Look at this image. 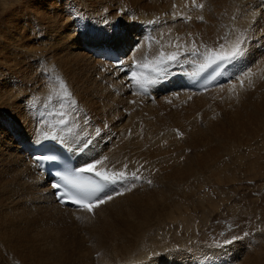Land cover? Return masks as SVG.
Listing matches in <instances>:
<instances>
[{
    "label": "bare ground",
    "instance_id": "bare-ground-1",
    "mask_svg": "<svg viewBox=\"0 0 264 264\" xmlns=\"http://www.w3.org/2000/svg\"><path fill=\"white\" fill-rule=\"evenodd\" d=\"M32 1H33V3H32L33 6H36L37 4H38V6H40L37 9H41L43 6H47L45 4L46 0H37V1L32 0ZM107 1H109V0H107ZM144 1L146 2V0H144ZM156 1L158 2L159 0H156ZM160 1H163V0H160ZM208 1H210V0H208ZM218 1H220V0H218ZM79 2H81V1H79ZM130 2L133 3L132 1H130ZM135 2H136V0H135ZM52 3H53V1H52ZM90 3L87 2L88 7L89 6L93 7L94 4L93 5H89ZM98 3H99V1H98ZM106 3H103L102 6L104 4H106ZM212 3H214L213 0H212ZM217 3H219V2L215 1L214 5L215 4L217 5ZM224 3H226V2H224ZM137 4H139V3H137ZM146 4H148V3L146 2ZM161 4H163V3H161ZM164 4H166V2H164ZM98 5L95 4V6H98ZM131 5L134 6V7L136 6V5H133V4H131ZM218 5H220V4H218ZM26 6H27V4H26ZM75 6H77V5H75ZM85 6H87V5H85ZM153 6H150V7H153ZM217 6L212 7V9L215 8L214 10L217 11V8H218ZM105 7H106V5H105ZM108 7H106V8L108 9ZM139 7L141 9L142 5H140V6L138 5V8ZM158 7H159V5H158ZM178 7L179 6H177V8ZM220 7L221 6H219V8ZM223 7H224V4H223ZM48 8L49 7L47 6V10H48ZM102 8L103 7L97 8L96 10H94L92 8L91 9L94 10V11H98V9H102ZM111 8L112 7H110V10H112ZM172 8H170V9H172ZM76 9H77V7H76ZM140 9H138V10L135 9V10H136V12L139 11V13H140ZM221 9H222V7L220 8V10L219 9L218 10L221 12ZM79 10H80V7H79ZM142 10H143V8H142ZM157 10L158 9H156L154 11L156 12ZM216 11H215V14H216ZM219 11H217V13ZM230 11H233V10H230ZM111 12L112 11H110L109 13H111ZM84 13H85V11L83 10V14ZM92 13H93V11H92ZM124 13H125V11H124ZM61 14H62V11H61ZM134 14H135L136 19H137L138 16H140V15L137 16L136 13H134ZM142 14H144V13H142ZM142 14H141V16H142ZM218 14H220V13H218ZM230 14H231V12H230ZM233 14H232V16H233ZM84 15L87 16L86 18L90 19L89 18L90 15L89 16L86 15V14H84ZM92 15H94V14H92ZM104 15L105 14H103L102 16H104ZM207 15H208V19L209 20L208 19L207 20L205 19V20L208 22V23L206 22V24H209L210 23L209 21H211L210 18H212L211 17L212 15H210L208 13V11H207ZM40 16H42L43 19L40 17L38 19L39 22H42L41 20L46 21L45 20L46 18L43 16V14L40 15ZM108 16H110V15H108ZM145 16L143 15L141 17V19L140 18H138V19H140V21L142 22V19H144ZM165 16H166V14H165ZM165 16L164 17H160V18H158L156 20V21H158L157 22L158 24L155 23V27L152 30V36L156 39V41L159 40V42L161 43V49L165 53H171V52L177 51V48L174 46L177 43H179L181 45H186L187 47H190V45H189V43L187 41L178 40L177 39L178 34H180V36H182L183 32L186 29L185 30H179L178 28L180 26H178V24L176 22H175L176 23L175 25L178 26V27H175V25H174V27H171L172 26L170 24L172 22L171 18L169 16L168 17H165ZM236 16L240 17L239 15H236ZM46 17H47V15H46ZM67 17H68V15H67ZM104 17H107V16H104ZM104 17H103V19H104ZM111 17L112 16H110V18ZM146 17H148V16H146ZM98 18L100 19L102 17H99V15H98ZM231 18L229 16V19H231ZM62 19H64V18H62ZM95 19H97V17H95ZM126 19H127V21H129L128 18H126ZM126 19H123L122 21H125ZM131 19H133V18H131ZM136 19L134 21H137ZM147 19H149V18H147ZM242 19L243 18L240 17L241 21H242ZM14 20L15 19H13L12 22H15ZM183 20H186V19L182 18L181 21L179 19L180 22H182ZM196 20L197 19H192L191 20V22L194 24V26H193V28H191V29L189 28V30L186 31V32H189L190 34L192 33L191 35H194V36H196L195 35L196 31L197 32L198 31H203V30H201L202 27H200L203 23H201V25L199 26L200 28H199L198 25L200 23L198 24L196 22ZM97 21H99V20H97ZM108 21H109V18H108ZM119 21H121V20H119ZM127 21H126V23H127ZM212 21L216 22L215 19H212ZM241 21H239V23ZM180 22H179V24H180ZM228 22H229V20H228ZM237 22H236V24H239ZM117 23H115V24L118 25ZM124 23L125 22L122 23L123 26L126 25V23L125 24ZM49 24H51V20L49 21ZM120 24L118 25V27L120 26ZM142 24H145V23H142ZM168 24H170V25H168ZM217 24H219V23L218 22L215 23V25H217ZM40 25H41V23H40ZM108 25H110V24L108 23ZM215 25H213V27ZM54 26L57 27L56 24ZM190 26H191V24H190ZM107 27H104V28H107ZM110 27H112V26H110ZM196 28H197V30H196ZM210 28L211 27L208 28V30H210V31L207 30L208 33L206 31V33H207L206 37H205V31L202 34H200V36L205 37L206 41H208V42H212V41H214L216 39V35L215 34L219 30L217 28H213V29L212 28L210 29ZM46 29H49V28H46ZM57 29L55 31H58ZM97 29H99V28H97ZM113 29L114 28L112 27V28H109L107 30L105 29L106 31H104L102 33L96 32L97 34L94 35V37H92V38L86 37V39L83 40V41L82 40L80 41L79 39H77L78 37L76 39L74 38V40L72 41L71 38H70V33H68V34L67 33H60V36L58 35L59 38H58V43L57 44H59L61 46L60 47L57 46L58 47L57 49L53 48L54 46L53 47L50 46V47H52L51 50L55 49L56 51H59L57 53H58V58L60 60V63H59L60 64V69L64 73V76H65V79H66V82L68 83V85H72V89L74 90L73 93L75 92L77 94V98H75L77 100V102H76L77 105L79 103L80 106H82L84 108V112H85V114L82 115L83 110L81 108L80 112H79V113H81V110H82L81 118H78L79 121L78 120L77 121H73V119L75 118L74 114H76V113L72 114L71 111H68L69 109L66 108L67 109L66 112L67 113L68 112L71 113V114L68 113V115H70L71 117H74L70 121L68 119L70 117L67 116V120H69V121H68V124L66 125V128L70 129V131H66V130L62 131L61 128L59 126H57V122H53V120H52V122L50 121L48 123V125L44 129H42L40 131H37V133H36L35 132V124L33 123L32 120H30L31 118L28 120V118H25L24 116L22 117V115H20V116L15 117V118H13L11 116V119L9 120V119H6V117H8V114H7V116H6V114L5 115L2 114V113L0 114V244H1V246H0V249H1L0 258H2V255H1L2 250H4L5 253H6V250H7V251H9V253L7 252V254L11 253L12 257L14 256V260H16L19 264H26V261L27 260L29 261V259L26 260V258H24L25 256L21 257V256L17 255L14 252L13 248H12V250H10L8 241L12 238V239H15V240H13V242L14 241L16 242L18 240H19V242L22 241L21 243L27 242V240L29 238H31L33 235H35V234L36 235L37 234H43V235L45 234L44 237L47 238V239L49 238L48 239L49 241L48 242L46 241L47 243L45 242V244H47V246H48L49 242L50 243H54V245L52 244V246H56L55 248L58 249L57 246L59 244L62 247L61 243H62L63 240L60 241L61 243H59V244L55 243L56 240L53 241V238H51V236L49 237V235L52 234V235H55L56 238H60L61 239V237L63 235V232L61 230H56L54 228V226L57 225L58 223H60L59 221L64 220V218L65 219H74L76 217L90 216V214H92V213H88V212H84V211H76L73 208H62V207L58 206L55 203V201L53 199V192H52V189L50 188L49 181L47 180L45 175H42V174H40L38 172V170L35 167V162L30 158L31 150L37 144H39L40 141L47 140V139L48 140H53V141H55L57 143H62L65 146H67L75 155H77V158L79 160L80 165H83V164H85V163H87V162H89L92 159L97 158V157H107V160L105 161L104 165L103 166H98V170L103 171L104 169H107L108 172H112L113 170L125 171L124 166L127 165V172L129 174L135 172L137 175H139L141 177V179L139 181H136L134 183V186L131 187L130 191H124L120 195H115L114 194V198L112 200L107 201L106 203L100 205L99 207L94 208L92 217H94L93 219H94L95 224H96V226L95 225L94 226H95V229H97L96 231L94 230L95 233L97 232L96 233L97 236L95 235L96 238H98L97 239L98 240L97 244H99V246H97V247L100 249V251L103 250L106 253H108L107 254V255H109V256H107L108 258L112 254H114V255H117L118 257H120V259L123 260V262L125 264L134 263V259L131 260V257L137 258L138 256L135 257V255H137V254L140 255L143 252L141 250V245H140L141 241H143L146 237H149L150 239H151V237H154L156 235V231L159 230V228H158L159 226H167V227L170 228V226H174L175 225V226H179V227L183 228V227H188L189 223H191V224L193 223V221L189 222L190 221V216H191V215L189 216V211L191 209L190 208L191 206L189 207L190 195H189L187 182H189L188 179H189L190 175L192 176V174H193L192 172H194V174L198 173V175L200 174L199 176H202L203 170H204V168H205V166L207 164L205 163L206 162L205 161L206 160V156L205 155H204L205 157L201 156L199 158H198L199 155H197V157L193 155V157L191 159H189L190 157L188 156V152H190V151H188V149L190 148L189 146H191L194 142L191 141L192 142L191 145H189V143H188L189 134H188V131H187V118H186L185 115H181L180 112L183 111L184 109H186V107L189 108V109L194 110V112H195V110H197L198 108H201V106H204V100H205L204 98L205 97L202 96V93L195 92V91L186 92V93H179V92H177V90H176L177 88L173 84H171V87L168 86V88H169L168 91H162L160 88H159L160 90H156L155 88L158 85L156 87L154 86L155 88L153 87V89H155L156 91L152 92L151 93L152 95L149 94L150 98H149V96L146 97V95H144V93L142 91H140V89L133 87L128 82L127 77L125 75V72L120 70V66H117L116 64H114V62H111V61H107V60L104 61V60L100 59L97 56V52L99 50H105V51H108V52L115 51L119 55L122 56L123 67H125V68H127V66L130 65L133 62V59H135V61H141V62L144 61V59H143V57H144L143 50L144 49L142 47L140 37L138 38V35H137L138 34V31H137L138 29L136 28V26L134 24H132V22H131V24L127 25L126 27L124 26V27L120 28L119 30H115L114 29L115 30L114 31ZM180 29H181V27H180ZM222 29H224V28H222ZM222 29L220 28L221 31H222ZM53 31H54V29H53ZM71 31H73V30H71ZM97 31H99V30H97ZM198 33H200V32H198ZM221 34H222V32H221ZM256 34H258V36L263 35V33L262 34L256 33ZM254 35L255 34H253L252 37H254ZM49 38H50V36H49ZM51 38H52V36H51ZM217 38H218V36H217ZM259 38H261V37H259ZM21 39H23V38H21ZM46 39H47V37H46ZM202 39L203 38L201 37V40ZM232 39H235V38L232 37ZM261 39H264V37L261 38ZM188 40H189V38H188ZM189 41H191V40H189ZM203 41H205V40H203ZM236 41H234V42L230 41V43L228 42V45L226 44L227 46H225V47L230 49L232 46L235 45ZM259 41H261V40H259ZM23 43H25V42L23 41ZM48 43H52V41H50ZM262 43H264V42H261V44ZM46 44H47V41H46ZM137 44H139V47L135 51H131ZM13 45H11V46H13ZM18 45H19V42H18ZM212 45H213V43H212ZM17 46H15V47H17ZM22 46H23V44H22ZM42 46H44V44ZM151 46H152V44H151ZM9 48H11V47H9ZM263 48H264V46H263ZM46 49H48V48H46ZM2 50H3V48H2ZM7 50H8V48H7ZM247 50H248V48H247ZM5 51H6V48H5ZM20 51H18V52H20ZM254 51H256V50H254ZM3 52H4V50H3ZM130 52H131V54L129 55ZM246 52H248V54H249V51H246ZM257 52H258V50L256 51V53ZM1 54H3V53H0V55ZM26 54H23V56L26 55ZM51 55H53V53ZM2 56H4V55H2ZM28 56L29 55L27 54V57ZM9 57H10V55H9ZM54 57H55V55H54ZM125 57H127V58H125ZM12 58H14V57H12ZM12 58H11V61H12ZM251 58H252V56H251ZM0 59H2V58H0ZM3 59H6V58H3ZM21 59H24V57L21 58ZM188 59L189 58L185 59L184 57H182L181 58L182 64L189 62ZM51 60H53V59H51ZM147 60H149V59H147ZM25 61L26 60H24V62ZM48 61H50V59ZM190 61H194V60H190ZM14 62H16V61H14ZM14 62H12V63L14 64ZM29 63H31V62H29ZM34 63H32V64H34ZM199 63H200V61L195 66V68L190 70L189 73H186L185 76H183V77H181V79H179V81H180V83H182V85H183V83L187 84L188 82H190L195 77V75L197 73V70H198ZM243 63H244L243 62V54H242V56L240 58H238V59H236V60H234L232 62H229L228 67H226L222 71L223 72L222 75L225 76V77L227 75V77L229 79V82L220 84L222 86H220V85L213 86L209 93H214V95H215L216 92H218V91L221 92V89H223V88L225 89V87H227L229 85L234 87V88L233 87H231V88H233V89L236 88L235 90H239L238 88L239 87L241 88V86H238V84L240 83L242 78L245 77V75H247V73H243V72H241L239 74V71H240L241 67H243ZM260 64L262 65V62ZM0 65L4 66L2 63ZM34 65H36V64H34ZM2 66H0V67H2ZM8 66H6V67H8ZM21 67H22V65H21ZM32 67H33V65H32ZM35 67H33V68H35ZM251 67H253V65ZM33 68H31V69H33ZM16 69H18V68H16ZM35 69H37V68H35ZM251 69H254V68H250L249 71H251ZM28 70H27V72H28ZM260 70L261 69H257L258 72L256 70L255 71L258 74V73H260ZM2 71L5 72L4 69ZM29 71H31V70H29ZM244 71H246V70H244ZM20 73H24V72H20ZM1 74H3V73H1ZM6 75H8V74L6 73ZM12 75H13L12 77H16V76H14V74H12ZM20 75H24V74H20ZM35 75H37V74H35ZM61 75H62V73H61ZM241 75H244V76L241 78ZM249 75L252 78V75L248 74V76ZM10 76H11V74H10ZM10 76H9V79H10ZM254 76H258V75H254L253 74V78H254ZM20 77L18 79H21ZM23 77H26V76H23ZM7 78H8V76H7ZM33 78H34V75H33ZM230 78L233 81H231ZM9 79H8V81H9ZM16 79H17V77H16ZM16 79H15V81H16ZM18 79H17V81H18ZM23 79H25L27 81V77L23 78ZM28 79H30V77ZM31 80H32V78H31ZM20 81L22 82L23 80H20ZM26 81H23V82L26 83ZM34 81L35 80H33V83H34ZM254 81H257V78ZM260 81L261 80H259L258 83H260ZM29 82H31V81H29ZM252 82H253V80H252ZM6 83L7 82L5 81V84ZM22 83H20L19 86H22L21 85ZM33 83H30V84H33ZM254 83H256V85L258 84L257 82H254ZM261 83H264V82L261 81ZM0 84H2V82ZM154 85H156V83ZM164 85L165 84H163L162 86H164ZM244 85H246V88H247L246 82H245ZM10 86L13 87L14 84H13V86L9 85V87ZM26 86H27V84H26ZM237 86H238V88H237ZM254 86H253V88H254ZM258 86H259V84H258ZM1 87H2V85L0 86V88ZM27 87H29V86H27ZM33 87H34V85H33ZM35 87H37V86H35ZM42 87H44V86H42ZM5 88L7 90L8 87L5 86ZM18 88L19 87H17L16 89H18ZM48 88H50V87H48ZM147 88H148V91H149L150 88L149 87H147ZM251 88H252V86H251ZM258 88H259V90L256 89V90H258V94H257V97H256L255 100H257V98H259L258 100H261L262 102L259 103L260 106L258 104L252 105L251 103H249V104L252 105V106L250 105L251 107H249V108H251V112H250V109L247 108V110H249V112L247 111V113H246L247 116H245V117L247 118V120H245V121L250 123V124L252 123L255 126V128H256L255 129L256 132L253 131L254 133H252L253 134L252 137L253 138H261V140L264 141V135H263L264 133L262 132L264 130V113H263V109H264L263 108V106H264V89H262V87L260 88V86ZM3 89L1 88V90H3ZM22 89L24 90V87ZM45 89H43V90H45ZM55 89L56 88H53V90H51V91L57 92V91H55ZM10 90L11 89H9V91ZM27 90H29V94H30V92H32L31 89H29V88ZM35 90H38V89H35ZM56 90H59V89H56ZM15 91L17 92V90H15ZM38 91H40V90H38ZM51 91H49V92H51ZM6 92H8V91H6ZM11 92H12V90L10 91V93ZM13 92H14V89H13ZM18 92H19V89H18ZM47 92H48V89H46L45 98L47 100H50V101L54 100L53 96H55V95L53 93H50V94L47 95ZM60 92L61 91L59 90V93ZM226 92H223V93H226ZM228 92H230V91H228ZM33 93H37V92L34 91ZM33 93H31V94H33ZM12 94L13 93H11V95ZM22 94H23V92H22ZM220 94H217V96L220 97ZM14 95H16V94L14 93ZM23 95H26V93L23 94ZM209 95L212 96V94H209ZM228 95L229 94H227V97H225V98L228 99ZM22 96L20 95L21 98H22ZM37 96H38V94H37ZM6 97H7V95H5L2 92H0V99L6 98ZM20 97H18V98H20ZM27 97L28 96H26V99H27ZM189 97H191V99H190L191 101L187 102V99ZM241 97H243V95H241ZM14 98H15V96H14ZM162 98H168L169 100L168 101H163ZM6 99H8V98H6ZM70 99H71V97H70ZM171 99H173V101ZM242 99H240V101L243 102L245 99L244 100H242ZM20 100H23V102H24V99H20ZM43 100H42V102H43ZM68 100H69V98H68ZM258 100H257V102H260ZM35 101H37V100H35ZM27 102H29V101H27ZM246 102L248 103V101H246ZM59 103H57V104H59ZM209 103H210V101H209ZM38 104H36V109H37V105ZM62 104L63 103H61V108H62ZM32 105H33V103H32ZM32 105L30 107L33 108L34 105L33 106ZM41 105L42 104L40 103L39 106H41ZM54 105H55V103H54ZM208 105H206V107ZM14 106H19V103H18V105L16 104ZM47 106H46V108H47ZM66 106H64V107H66ZM2 107H7V106L4 105L3 103L2 104L0 103V111H1ZM20 107H21V103H20ZM20 107L18 108V110L20 109ZM24 107H23V109L26 108V107L25 108ZM77 107H76V109L78 110ZM53 108H55V107L53 106ZM6 109H8V108H6ZM23 109H21V110L23 111ZM43 109H44V107H43ZM43 109H40V111L42 112ZM57 109L60 110V108H57ZM33 110H31V111H33ZM35 110H34V113L37 114L38 112L36 113ZM63 110L65 111V108H63ZM52 111H53V109H52ZM24 112H26V110ZM43 112H44V114H43V117H44V115H46L48 113V111L46 110V114H45V111H43ZM72 112H74V111H72ZM162 112L165 115V117L162 115ZM13 113H15V112H13ZM196 113L198 114V112H196ZM202 113H200V115ZM35 114H34V117H36ZM241 114H239V113L236 114V119L238 121H240V118L243 117ZM29 115H31V114H29ZM32 115H33V113H32ZM72 115H74V116H72ZM4 116H6V117H4ZM41 116H42V114H41ZM52 116H53V114H52ZM192 116L194 117V115H192ZM34 117H33V119H34ZM77 117L78 116H76V119H77ZM193 117H192V119H193L192 122H195L194 124H196L195 120L198 118V116H196V119L193 118ZM8 118H10V117H8ZM12 118H13V123H10ZM41 119H42V117H41ZM192 119H190V120H192ZM43 120H44V118H43ZM46 120L48 121V118ZM225 120L223 122H225ZM242 121H244V120L242 119ZM37 122H39V121H37ZM37 122H36V124H37L36 126L38 128L39 127L41 128V126H38L39 123H37ZM44 122H45V120H44ZM226 122H228V120ZM197 123H198V121H197ZM210 123H212V122H210ZM245 123L243 124V122H242V123H239L238 125H236V124L235 125L238 126L237 128H242L243 129V128H245V125H246ZM201 125L202 124H200V127H201ZM206 125H204V126H206ZM226 125H227V123H226ZM42 126H45V125H42ZM197 126H199V125L197 124ZM204 126H203V128H204ZM200 127L196 128V126H195L194 128H196V129H194V130H196L197 133L194 132V130L192 132L196 133L195 136H197L198 138L200 137L198 139V142L202 143V144H207L208 142L210 143L211 138H213V141H215L214 139L218 138V136L225 130V129H223L224 127L222 128V126H221V128H217L216 129L214 136L211 137V135H210V137H202V132L203 131H202V129L199 130ZM189 129H190V127H189ZM208 129H206V130H208ZM253 129H254V127H253ZM37 130H39V129H37ZM198 130H199V132H198ZM236 131H238V130H236ZM241 131H243V130H241ZM244 131H246V129ZM53 133H55V137H56L55 139L52 138ZM178 133H179V135H178ZM250 133H251V131H250ZM232 134H233L232 132L226 134L227 135L226 138L229 139V142H230V138H232L231 137ZM234 137H235V135H234ZM224 138H225V136H224ZM255 141H257V140H255ZM258 142H257V144H259ZM211 144H212V142H211ZM229 146H230V144H229ZM215 147H216V144H215ZM197 148L198 147H196V149ZM191 149H192V146H191ZM201 149L203 150V148H201ZM217 152H219L218 149H215L214 151H212L210 153L211 154L210 156H213V158L215 157V159H218ZM220 152H222V151H220ZM252 165H251V169H254V167L252 168ZM214 166H216V165H214ZM207 170H208V168H207ZM213 170L215 171V169H213ZM213 170L211 172H213ZM208 172H210V169H209ZM205 173H207V172H205ZM205 173L203 175H205ZM212 174L215 175L216 173L213 172ZM212 174H209V175H212ZM144 179H146V182L142 183L141 180H144ZM192 184H194V183H192ZM189 185H191V184H189ZM112 187L116 191H120V186L119 185H115V186H112ZM192 189H193V187H192ZM202 199H203V197H202ZM198 200H199V198H198ZM198 200H196V203H198V202L200 203L201 202V200L200 201H198ZM192 201H193V199H192ZM190 204H192V203H190ZM200 204H202V202ZM192 207H194V209H197V207H195L194 203H193ZM202 211L203 210H201V212ZM191 220H192V217H191ZM90 233H87V234L90 235ZM95 233H92L91 236L94 235ZM47 234H49L48 237H47ZM89 235H87V236H89ZM80 236H82V235H80ZM91 236H90V239H91ZM95 236H93V237H95ZM34 238H39V237L38 236L37 237L34 236ZM50 238L52 239L53 242L51 241ZM64 238H66V237H64ZM80 238H82V237H80ZM149 238H148V241H150ZM62 239H63V237H62ZM39 240L41 241V238H39L38 241ZM86 240H88V239H86ZM86 240H84L82 238L81 243L84 245V247L83 248L81 247L83 245H81L79 247L77 246L78 251H76V252H78V255H81L82 253L86 254V252H88V257L87 258H90L91 249H90V247L88 245V241H86ZM33 241L36 242V243H34L35 245L38 244L37 239H36V241H35V239ZM44 241L45 240H43V242ZM66 241H67V239L65 240V242ZM93 241H95V240H93ZM261 241H262V239H261ZM28 242H29V240H28ZM30 242H32V241H30ZM57 242H59V240H57ZM65 242H63V244ZM27 243H26V245H27ZM17 244H18V242L15 243V246ZM32 244H33V242H32ZM40 244L42 245L43 243L40 242ZM67 244H68V242H67ZM41 245H40V247H43ZM95 245L96 244H94V247H95ZM10 246L12 247V245H10ZM21 246H23V244H20L19 247H21ZM38 246H35L36 250H38ZM48 247H51V246L49 245ZM48 247H47V250L49 252H51V250H49ZM31 248L33 249V247H31ZM101 248H102V250H101ZM26 249H27V247H26ZM50 249L54 250V247L53 248L51 247ZM99 249H97V250H99ZM23 250H24V248H23ZM97 250H95V251L97 252ZM238 251H240V250H238ZM258 251H259V253H258V255H259L260 252H262V251H260V250H258ZM25 252H23V253H25ZM60 252H62V251H60ZM180 252H179V254L177 253L178 255L174 254V257L176 259H173L174 261H172L170 263L168 262L167 264H184L185 261L181 259V258H183L184 255H183L182 252L181 253ZM242 252L244 253V251H242ZM102 253L103 252H101L100 254H102ZM134 253H135V255H134ZM19 254H22V253H19ZM27 254L28 253L26 252L25 255H27ZM84 254H83V256H84ZM220 254H222V253L220 252ZM46 255H48V254H46ZM239 255H241V252L239 253ZM246 255L248 256V253ZM5 256H7V255H5ZM29 256L30 255L28 254V256H26V257L28 258ZM57 256L62 257L61 255H57ZM102 256L105 257V255H102ZM213 256L216 257L217 254L213 253ZM54 257L52 259H50V260H53ZM68 257L69 256H67V258ZM101 257H100V259H101ZM107 257H105V258H107ZM257 257H259V256H257ZM4 258H3V260H4ZM50 258H51V256H50ZM72 258H74V257H72ZM108 258H107V260H108ZM114 258H116V257H114ZM252 258H254V261H255L256 264H264V261L262 260V256L259 257L262 260L260 262L258 261L259 258L257 259L256 257H251V259H250V257H249L247 262H245V264L246 263L247 264L252 263L251 262ZM110 259H112V258L110 257ZM156 259L155 260L157 262L155 264H165L164 263L165 260H166L165 258L160 257V258H156ZM178 259H180L181 261H178ZM241 259H242V257L240 258V260ZM244 259H246L245 256H244ZM244 259H242V260H244ZM5 260H7V259H5ZM40 260H42V259H40ZM43 260H46V259H43ZM61 260L64 261V258H62ZM155 260H153V261H155ZM237 260H239V259L237 258ZM72 261H73V259H72ZM232 261H234V260H232ZM32 262L35 263V261H32ZM45 262H44V264H46ZM75 262L76 261H74V263L73 262L72 263L75 264ZM108 262H109V260H108ZM108 262H106L105 260L101 259L99 264H108ZM111 262H113V260ZM191 262H192V260H191ZM13 263H14V261H13ZM40 263H42V261ZM51 263L52 262L50 261L47 264H51ZM233 263H235V262H233ZM242 263H243V261H242ZM5 264H7V263L5 262ZM31 264H33V263H31ZM35 264H38L37 261H36ZM60 264H62V263L60 262ZM78 264H79V262H78ZM113 264H114V262H113Z\"/></svg>",
    "mask_w": 264,
    "mask_h": 264
},
{
    "label": "rangeland",
    "instance_id": "rangeland-1",
    "mask_svg": "<svg viewBox=\"0 0 264 264\" xmlns=\"http://www.w3.org/2000/svg\"><path fill=\"white\" fill-rule=\"evenodd\" d=\"M34 1H37V0H34ZM52 1H53V3H52ZM79 1H81V2H79ZM98 1H99V3H98ZM130 1H132L133 3H131ZM213 1H214V3H215V1L219 2V3H217V5L218 4H220V5H218V6L216 4L214 5V3H212V0H210V1H208V0H199V1L195 0V3L197 5H203V7L200 9V11L198 13H192V11L189 10V5L190 4H189L188 0H170V1L169 0H163V1L159 0L158 2L156 0H151V1L150 0H146V2L148 4H146V2L144 0H141V1L140 0H136V2L139 3V4H137L135 2V0H109V1H107V0H46L45 4L49 7L48 10H47V6H43L41 9H37L40 6H38V4L36 6H33V4H32L33 1L32 0L31 1L30 0H0V51L2 50V48L4 50V52H3V50L0 52V53H3V54L0 55L1 56L0 58H2V59L6 58V59H3V60L0 59V61H1L0 64L2 63L5 67L8 66V65L10 66V67L8 66V67L5 68L4 66L0 65V66H2V67H0V81L2 80L1 81L2 84H0V86L2 85L1 88L2 89L4 88L3 89L4 91L1 90V88H0V92H2L3 94L7 95L6 98H8V99L2 98L3 100L0 99V103L1 104L3 103L4 105L7 106V107H2L3 109L1 108L0 114L1 113L4 114V115L6 114V116L8 114V117H10V118H8L6 116H4V117H6V119H9V120L11 119V116L13 118H15V117H18L20 115H22V117L24 116L25 118H28V120L31 118L30 120H32L33 123L35 124V132L36 133H37V131H40V130L44 129L48 125V123L50 121L52 122V120H53V122H57L59 117L57 115H54V114L59 112V111H61V110H63V108H65V112L67 111V109H69L68 111H71L72 114L76 113V114H74L75 116L72 115L75 118L71 117L70 115H68V117H70V118H68L70 121L73 118H74L73 121H77V120L79 121L78 118H81V116L83 114H85L84 108L82 106H80L79 103H78V105L76 103L77 100L75 98H77V94L75 92L73 93L74 90L72 89V85H68V83L66 82L64 73L60 69V64H59L60 60L58 58V53H57L59 51H56L55 49L51 50L53 46H54L53 48H56V49L61 46V45L57 44L58 43V38L60 36V33H67V34L70 33V38H71L72 41L74 40V38L76 39L77 37H78L77 39H79L80 41L81 40L83 41V40L86 39V37H89V38L94 37V35L97 34L96 32L102 33V32H104L107 29L112 28V27L115 30H119L120 28H122L124 26L126 27L127 25L131 24V22H132V24H134L136 26L137 29L139 28V26H141V27H144V26L150 27L151 30L148 32L150 39H149V42L147 44H146V39L142 40V38H145V37H141V35L139 33L137 34L138 38L140 37L141 44H142V47L144 49V50L142 49L143 52H144V57H143L144 60L145 59H149V60L153 59L162 50L161 49V43L159 42V40L156 41V39L152 36V30L155 27V23H152V22L156 21L160 17H164L165 14H166L165 17L169 16L171 18V20H172V22L170 23L172 25L171 27H174V25L177 23L178 26L181 27V29H180V27L178 28L179 30H185L186 29L183 32V35L180 36V39L183 36L185 37V38L183 37L184 40L185 39L188 40V38H189V40H191L190 41L191 45H193V44L196 45L197 41H198V38H199L200 41L203 43V45L209 46L212 49H216L221 43L224 44L225 46H227L228 42L230 43V41L234 42V41H236L238 39H242L243 40V49H244L243 62L244 63H243V67H241V69L239 71V74L241 72H243V73H247V75H245V77H243L244 75H241V78L242 77L244 78V79L242 78V80L238 84V86H241V88L240 87L238 88V86H237V88L239 90H235L236 88L233 89L234 87L229 85L231 83L230 82L228 84L229 86L225 87V89L224 88L221 89V92L220 91L216 92L217 94H220V93L222 94V95L220 94V97L217 96L216 93H215V95H214V93L202 94V96L205 97L204 98L205 99L204 100V106H201V108H198L197 110H195V112H194V110L189 109L187 107H186V109H184L183 111L180 112L181 115H185L186 118H187V131H188V134H189L188 143H189V145H191V143H192L191 141L194 142L191 145L192 149H191V146L188 145L190 147V148L188 147L190 149V150L188 149V151H190V152H188V156L190 157L189 159H191L193 157V155L196 156V157H197V155H199L198 158L205 155L206 156V160H205L206 162L205 163L207 164L205 166L204 170H203V174L205 172H207V173H205V175L202 174V176H199L200 174L198 175V173L194 174V172H192L193 174H192V176L190 175V177H189L190 180L188 179L189 182H187L189 195H190V203H192V204L189 203V207L191 206L190 207L191 209L189 208L190 209L189 216L191 215L189 222L193 221V223L192 224L189 223L188 227H183V228L179 227V226H175V225L174 226H170V228L167 227V226H159L158 227L159 230L156 231V235H155L156 237L155 236L151 237V239L149 237H146L143 241H141L140 245H141V250L143 252L140 254L141 256L139 254L135 255V253H134L135 257H137V256L138 257L140 256V257L139 258L138 257L137 258L131 257V260L134 259V263H130V264H143V263L144 264H153V263L155 264L157 262L156 258H160V257L165 258L166 260H165L164 263L167 264L168 262L170 263V262L174 261L173 259H176L174 257V254L178 255L180 251L184 255L183 258H181L182 260L185 261L184 264H235V263L236 264H245V262H247L249 257H250V259H251V257H256L258 259L261 256H262V260L264 261V251H263L264 250V242H263L264 241V143H263L264 141H262L261 138H253L252 137V135H253L252 133L256 132V130H255L256 128H255V126L252 123H251L252 124L251 125L250 123L245 121V120H247V118L245 117V116H247L246 113H247V111L249 112V110H247V108L251 107L252 105H256V104L259 105V103L262 102L261 100H258L259 98H257V100L260 101V102H257V100H255V99H256L257 94H258V90H259L258 87L260 86V88L262 87V89H264V85H263L264 83H261V81L264 82V48H263L264 43L261 44V42H264V39H261V38L264 37V18H263L264 17V0H222V1L221 0L220 1L213 0ZM87 2L88 3H90V2L92 3V4L90 3L89 5H93L94 4L93 7H90V6L88 7ZM164 2H166V4H164ZM224 2H226V3H224ZM103 3H106V4H104L102 6ZM130 3L133 4V5H136L135 6L136 8L134 6H132ZM161 3H163V4H161ZM222 3L224 4V7H223ZM26 4H27V6H26ZM95 4L98 5L99 7L95 6ZM75 5H77V6H75ZM85 5H87V6H85ZM105 5H106V7H108L109 5L110 6L107 9L105 7ZM138 5L139 6L142 5L141 9H140V7L138 8ZM158 5H159V7H158ZM176 5L179 6V7L177 8ZM150 6H153V7H150ZM214 6L218 7V8L216 7L217 11H219L220 8L222 7L221 12L220 11L218 12L220 14H218L217 11L214 10L215 8L212 9V7H214ZM219 6H221V7L219 8ZM76 7H77V9H76ZM79 7H80V10H79ZM101 7H103V8L102 9H98V11H94L97 8H101ZM110 7H112L111 8L112 10H110ZM169 7L170 8L173 7V8L170 9ZM91 8L94 9V10H92ZM142 8H143L144 11L142 10ZM135 9L136 10L140 9V13L141 12L144 13V14L141 13L142 16L146 15L148 17L145 16V18L142 19V22H141L140 19H141L142 16L139 13V11L136 12ZM156 9H158L157 10L158 12L154 11ZM60 10L62 11V14H61ZM83 10L85 11L84 14H86L88 16L89 15L91 16V17L89 16L90 19L86 18L87 16H85L83 14ZM88 10L89 11L91 10V11L89 12ZM230 10H233V11H230ZM92 11H93V13H92ZM110 11H112L113 13L112 12L109 13ZM124 11H125V13H124ZM207 11H208V13L210 15H212L211 16L212 18H210L211 21H209L210 22L209 24H206V22H207L206 20L208 19ZM215 11H216V14H215ZM230 12H231V14H230ZM134 13H136L137 16L138 15H140V16H138L137 19H136ZM42 14L46 18L45 19L46 21L41 20L42 22H39L38 19L40 17L42 18V16H40ZM92 14H94V15H92ZM103 14H105L104 16H107V17L102 16ZM232 14H233V16H232ZM46 15H47V17H46ZM67 15H68V17H67ZM98 15H99V17H102V18L99 19ZM108 15H110L112 17L110 18V16H108ZM236 15H239L241 18H243L242 21L240 20V17H237ZM188 16L191 17L189 19L190 23L187 20V22L181 24L182 22H180V21L182 20V18L183 19L184 18L188 19ZM229 16H230V18L231 17L232 18L229 19ZM95 17H97V19H95ZM103 17H104V19H107V22L110 25H108V23H104L105 20L103 19ZM174 17H176V18H174ZM62 18H64V19H62ZM108 18H109V21H108ZM126 18H128L129 21H127ZM131 18H133V19L135 18L138 22L134 21L135 19L133 20ZM138 18H140V19H138ZM147 18H149V19H147ZM13 19H15L14 20L15 22H12ZM123 19H126V20L122 21ZM179 19H180V21H179ZM192 19H197L196 22L198 24L200 23L198 25V27L201 25V23H203L200 26V27L203 28V29L201 28V30H203V31H198L200 33H198L196 31L195 32L196 36L191 35L192 33L190 34L189 32H186L187 30H189V28L191 29L194 26V24L191 22ZM212 19H215L216 22L212 21ZM50 20H51V24H49ZM97 20H99V21H97ZM119 20H121V21H119ZM228 20H229V22H228ZM126 21H127V23H126ZM239 21H241V22L239 23ZM123 22H125L126 25L123 26V24H122ZM179 22H180V24H179ZM217 22L219 23V24H217L218 26L215 25V23H217ZM236 22L239 23V24H236ZM40 23H41V25H40ZM54 23L57 25V27L54 26L55 25ZM115 23H117L118 25L120 23L121 24L118 27V25H116ZM142 23H145V24H142ZM156 24H158V23H156ZM170 24H168V25H170ZM190 24H191V26H190ZM213 25H215V26L213 27ZM110 26H112V27H110ZM178 26L175 25V27H178ZM104 27H107V28H104ZM207 27L208 28L209 27H211V28L213 27V28L219 29L218 32H217L218 34L217 33L215 34L216 35V39L214 41H212V42H208L205 39L206 34L208 33V31H210V30H208ZM46 28H49V29H46ZM97 28H99V29H97ZM220 28L221 29L224 28V29H222V31H221ZM53 29H54V31H53ZM56 29L58 31H55ZM71 30H73V31H71ZM97 30H99L100 32L97 31ZM196 30H197V28H196ZM204 31H205V37L200 36V34H202ZM206 31H207V33H206ZM221 32H222V34H221ZM256 33H259V34L263 33V35L258 36V34H256ZM253 34H255L254 37H252ZM49 36H50V38H49ZM51 36H52V38H51ZM217 36H218V38H217ZM46 37H47V39H46ZM201 37L203 38L202 40H201ZM232 37L235 38L236 40L232 39ZM259 37H261V38H259ZM21 38H23V39H21ZM16 40L19 42V45H18V42ZM203 40H205V41H203ZM259 40H261V41H259ZM23 41L25 43H23ZM46 41H47V44H46ZM50 41H52V43H48ZM53 43L54 44L56 43V44L54 45ZM202 43H201V45H202ZM212 43H213V45H212ZM22 44H23V46H22ZM43 44H44V46H42ZM151 44H152V46H151ZM11 45H13V46H11ZM15 46H17V47H15ZM50 46H52V47H50ZM9 47H11V48H9ZM5 48H6V51H5ZM7 48H8V50H7ZM46 48H48V49H46ZM247 48H248V50H247ZM254 50H256V51L258 50V52L256 53V51H254ZM18 51H20L21 53L18 52ZM246 51H249V54ZM26 53L29 55L28 57H27ZM50 53L51 54L53 53V55H51ZM5 54L6 55L8 54V55L6 56ZM23 54H26V55L23 56ZM2 55H4L5 57L2 56ZM9 55H10L11 58L14 57V58H12V61H11V58L9 57ZM54 55H55V57H54ZM251 56H252L253 59L251 58ZM23 57H24V59H21ZM188 58H189L188 59L189 62L181 64L180 65L181 67L173 65V67H172V69H170V71H177V69H181L183 67H186L185 70H187L188 71L187 73H189L190 70L195 68V66L198 64L199 60H196L195 58H192L191 56H189ZM49 59H50V61H48ZM51 59H53V60H51ZM24 60H26V61L24 62ZM190 60H194V61H190ZM14 61H16V62H14ZM10 62L11 63L14 62V64L13 63L11 64ZM29 62H31V63H29ZM261 62H262V65L260 64ZM32 63H34L36 65H34ZM21 65H22V67H21ZM32 65H33V67L36 66L35 68H37L38 70L33 68ZM252 65H253V67H251ZM15 67L18 68V69H16ZM2 68L5 70V72L2 71L3 70ZM31 68H33V69H31ZM250 68H254V69H251V71H249ZM28 69L31 70V71H29ZM257 69H261L260 73H258V74L256 73ZM27 70H28V72H27ZM244 70H246V71H244ZM20 72H24V73H20ZM33 72L35 74H37V75H35ZM251 72L252 73L254 72L253 74L254 75H258V76H254V78H255L254 79L253 78V74ZM1 73H3L6 77L3 74H1ZM6 73L8 75H6ZM61 73H62V75H61ZM10 74H11V76H10ZM12 74H14V76H16L17 79L21 76L20 77L21 79H18V81H17L16 77H12L13 76ZM20 74H24V75H20ZM248 74H251L252 78L250 77V75L248 76ZM33 75H34V78H33ZM7 76H8V78H7ZM9 76H10V79H9ZM23 76H26L27 77V81L28 82L31 81V82L28 83L25 79H23V78H26V77H23ZM29 77H30V79H28ZM31 78H32V80H31ZM226 78H227V82H229V79H228L227 75H226ZM256 78H257V81H254V80H256ZM8 79H9V81H8ZM15 79H16L17 82L15 81ZM20 80L26 81V83L23 82V81H22L23 82L22 83ZM33 80H35L34 83H33ZM252 80H253V82H252ZM259 80H261L260 83H258ZM5 81L7 82L6 83L7 85L5 84ZM161 81L162 80H159L160 83L157 82L156 85H154L155 83L151 84V85H148L147 87H149L150 89L148 91V88H147V92H145L143 90H140V91H142L144 93V95H146V97H148L149 94H151L152 92H154L156 90H160L161 89L162 91H168L169 90L168 85L163 83V81L162 82ZM231 81H233V80L231 79ZM245 82L247 84V88H246V85H244ZM254 82H257L259 84V86H258V84L256 85V83H254ZM20 83H22L21 84L22 86H19ZM30 83H33V84H30ZM13 84H14V86H13ZM26 84L29 87H27ZM163 84H165V85L162 86ZM9 85H12L13 87H11V86L9 87ZM15 85L17 87H19L18 89H19L20 93L18 92V89H16L17 87ZM33 85H34V87H33ZM62 85H63V88H62ZM250 85L252 86V88H251ZM5 86L8 87L7 90H6ZM35 86H37V87H35ZM42 86H44V87H42ZM154 86L155 87L157 86V87L155 88ZM220 86H222V85H220ZM253 86H254V88H253ZM23 87H24V90L22 89ZM41 87L43 89H45V88L48 89V92L53 90V88L59 89L61 92L59 93V90H56V89H55V91H57V92H54V91H51L49 93L47 92V95L50 94V93H53L55 95V96H53L54 100H51L52 101L51 102L50 100H47L45 98L46 89L43 90ZM48 87H50V88H48ZM153 87L156 90L153 89ZM231 87H233V88H231ZM28 88L31 89V91H32V92H30V94H29V90H27ZM34 88L38 89L40 91L35 90ZM64 88H66L67 92L70 93L71 99H70V97H69V100L68 99H62V97L64 96ZM9 89L12 90V92H11V93H13L12 95L10 93L11 90L9 91ZM13 89H14V92H13ZM256 89H258V90H256ZM15 90H17L18 93ZM6 91H8V92H6ZM34 91H36L37 93H33ZM226 91L227 92L230 91V92L227 93ZM22 92H23V94L26 93V95H23ZM223 92H226V93H223ZM14 93L16 95H14ZM31 93H33V94H31ZM37 94H38V96H37ZM209 94H212V96L209 95ZM227 94H229L228 95V99L225 98V97H227ZM13 95L15 96V98H14ZM20 95L21 96L23 95L24 97L22 96V98H21ZM241 95H243V97H241ZM26 96H28L27 99H26ZM18 97H20V98H18ZM13 98L15 100L16 99L17 100L15 101ZM149 98H150V96H149ZM20 99H24L25 103L23 102V100H20ZM41 99L42 100L44 99L43 102H42ZM190 99H191V97H189L187 99V102H190L191 101ZM240 99H242V100L245 99V100L242 102V101H240ZM35 100H37V101H35ZM162 100L163 101H168L169 99L168 98H162ZM171 100L173 101V99H171ZM27 101H29V102H27ZM72 101L75 102L74 106L71 104ZM209 101H210V103H209ZM246 101H248V103ZM53 102L55 103V105H54ZM18 103H19V106H14L16 104L18 105ZM20 103H21V107H20ZM32 103H33L34 106L32 105ZM40 103L42 104L41 106H39ZM57 103H59V104H57ZM61 103H63L62 104V108H61ZM249 103H251L252 105L249 104ZM36 104H38L37 105V109H36ZM31 105L33 106V108L30 107ZM206 105H208V106L206 107ZM46 106L51 112L46 108ZM53 106L55 108H53ZM64 106H66V107H64ZM19 107H20V109L18 110ZM23 107L25 109H23ZM43 107H44V109H43ZM76 107L78 108L79 111L76 109ZM6 108H8V109H6ZM57 108H60V110H58ZM81 108L83 110V113H82V110H81L82 115H81V113H79ZM263 108H264V106H263ZM21 109H23V111ZM30 109L31 110H33V109L35 110L36 109L37 111L35 110V112L36 113L38 112V113L35 114L34 110L31 111ZM40 109H43V111H45V114H46V110L48 111V113L46 115H44V117H43L44 112L42 111L43 112L42 113L40 111ZM52 109H53L54 112L52 111ZM249 109H250V112H251V108H249ZM25 110H26V112H24ZM72 111H74V112H72ZM13 112H15V113H13ZM196 112H198V114ZM32 113H33V115H32ZM40 113L42 114V116H41ZM68 113H70V112H68ZM200 113H202L201 114L202 116L200 115ZM238 113L239 114L242 113L241 115L243 116L242 118H240V121H238L236 119V114H238ZM263 113H264V109H263ZM29 114H31V115H29ZM34 114H35L36 117H34ZM52 114H53V116H52ZM191 114L194 115V117ZM162 115L165 117L163 112H162ZM76 116H78L77 119H76ZM196 116H198L197 119H196ZM33 117H34V119H33ZM41 117H42V119H41ZM192 117L196 119V120L194 119L196 121V124H194L195 122H192L193 121ZM13 118L10 121V123H13ZM43 118H44L45 122H44ZM47 118H48V121L46 120ZM190 119H192V120H190ZM242 119L246 123L244 121H242ZM224 120H225V122L228 120V122H226L227 125H226L225 122H223ZM37 121H39V122H37ZM197 121H198V123H197ZM209 121L212 122V123H210ZM36 122L39 123L38 126H41V128L40 127L38 128L36 126L37 125ZM242 122H243V124L244 123L246 124L245 128H243V129L242 128H237L238 126H236V125H238L239 123H242ZM41 124L45 125V126H42ZM197 124L199 126H197ZM200 124H202L203 126L206 125V124L207 125L204 126V128H205L204 129L202 125L200 127ZM194 125L196 126V128L200 127L199 130L202 129V131H203V132L201 131L202 132V137H210V135H211V137L214 136L216 129L217 128H221V126H222V128L224 127L223 129H225L222 132L224 135L221 133L220 134L221 136L219 135L218 138L214 139L215 141H213V138H211L212 141L210 140V143L208 142L207 144H202V143L198 142V139L200 137L198 138L197 136H195L197 132H196V130H194V129H196V128H194L195 127ZM188 126L190 127V129H189ZM253 127H254V129H253ZM37 129H39V130H37ZM206 129H208V130H206ZM245 129H246V131H244ZM193 130L196 133H193L192 132ZM199 130H198V132H199ZM236 130H238V131H236ZM241 130H243V131H241ZM250 131H251V133H250ZM231 132L233 134H232V136H231L232 138H230V142H229V139L226 138L227 137L226 134L231 133ZM262 132L264 133V130ZM234 135H235V137H234ZM224 136H225V138H224ZM255 140H257V141H255ZM211 142H212V144H211ZM257 142L259 144H257ZM215 144H216V147H215ZM229 144H230V146H229ZM195 146L198 147V148L196 149ZM201 148H203L204 151ZM215 149H218L219 152L222 151L220 153L217 152L218 159H215V157L213 158V156H210L211 155L210 153L212 151H214ZM214 165H216V166H214ZM251 165H252V168L254 167V169H251ZM207 168H208V170H207ZM209 169H210V172L213 169H215V171L213 170V172L216 173V174L214 175V174H212L213 172H211V173L208 172ZM209 174H212V175H209ZM142 181H143V183H145L146 179L141 180V182ZM192 183H194V184H192ZM189 184H191V185H189ZM192 187H193V189H192ZM202 197H203V199H202ZM198 198H199V200H198ZM192 199H193V201H192ZM196 200H198V201L201 200L202 204H200L201 202L200 203L199 202L196 203ZM193 203H194L195 207H197V209H194V207H192ZM201 210H203V211L201 212ZM92 215H93V213L90 214V216L76 217L74 219H65L64 218V220L59 221L60 223H58L57 225L54 226V228L56 230H61L63 232V235H62L63 239H62V237H61V239L60 238H56L55 235H52V234L51 235L47 234V237H48V235H49V237L51 236V238H53V241L56 240L55 243H58V244L61 243L60 241L63 240L62 243H61L63 248L60 246V244L59 245L57 244L58 245L57 246L58 249H56L55 248L56 246H52V244L54 245V243H50L49 242L48 246L50 245L52 248L54 247V250L50 249L51 247H48L47 244H45L46 241L47 242L49 241L48 240L49 238L48 239L45 238L44 237L45 234L44 235L43 234H37V235L35 234L31 238L28 239L29 242L27 240L28 243L27 242L21 243L22 241L19 242V240L16 241V242L15 241L13 242V240H15V239L11 238L8 241L10 250H12V248H13L14 252L17 255H19L21 257L25 256L24 258H26V260L29 259V261L28 260L27 261L30 264L31 263L35 264L36 261H37L38 264H44V262L46 260H47L45 262L46 264L49 263L50 261L53 264L54 263L55 264H60V262L62 264H64V263L65 264H68V263L69 264H73L74 261H76L75 264L76 263L78 264V262H79V264H99L101 259L105 260L106 262H108V260H109L108 264H113V262H114V264H116V263L117 264H125L123 262V260H121L120 257H118L117 255H114V254L111 255L110 254L111 255L110 257L112 259H110V257L108 258L107 257V256H109V255H107L108 253L103 251L102 248H101L102 251H100V249L97 247V246H99V244H97V241H98L97 239L98 238H96V236H97L96 233L97 232L96 233L94 232V230L96 231L97 229H95L96 224H95V221L93 219L94 217H92ZM191 217H192V220H191ZM87 233H90V235L87 234ZM92 233H95V234L91 236ZM80 235H82V236H80ZM87 235H89V236H87ZM34 236L35 237L38 236L39 238H41V241L40 240L38 241L39 238H34ZM90 236H91V239H90ZM93 236H95V237H93ZM64 237H66V238H64ZM80 237H82L84 240L88 239L86 241H88V245H89V247L91 249L90 258H87L88 257V252H86V254L82 253L81 255H78V252H76V251H78L77 246L79 247V246L83 245L81 243L82 238H80ZM234 237H238V238L233 239ZM148 238H149L150 241H148ZM34 239H35V241L37 239V242H38L37 245L34 244V243H36V242L33 241ZM66 239H67V241L65 242ZM261 239H262V241H261ZM43 240H45V241L43 242ZM57 240H59V242H57ZM93 240H95L96 242L93 241ZM227 240H232V242L231 243H226L225 241H227ZM30 241H32L33 244ZM51 241H52V239H51ZM17 242H18V244L15 246V243H17ZM40 242L43 243V244L41 245ZM63 242H65V243L63 244ZM67 242H68V244H67ZM26 243H27V245H26ZM20 244H23V246L19 247ZM94 244H96L95 247H94ZM10 245H12V247ZM40 245L43 246V247H40ZM0 246H1V244H0ZM25 246L27 247V249H26ZM35 246H38V250L35 249ZM22 247L24 248V250H23ZM31 247H33V249ZM47 247H48L49 250H51V252H49L47 250ZM81 247L83 248L84 245L81 246ZM97 249H99V250H97ZM95 250H97V252ZM238 250H240V251H238ZM258 250L262 251V252H260L259 255H258V253H259ZM0 251H1V249H0ZM17 251L19 253H22V254H19ZM22 251L23 252L26 251L30 256L27 258L26 256H28V254L25 255L26 252L23 253ZM60 251H62V252H60ZM242 251H244V253ZM7 252L9 253V251H7V250H6V253H5L4 250H2V252H1L2 258H0V264H5V262L7 264H19L16 260H14V256L12 257L11 253L7 254ZM101 252H103V253L100 254ZM220 252L222 254H220ZM240 252H241V255L243 254L242 256L239 255ZM213 253H216L217 256L216 257L213 256ZM247 253H248V256L246 255ZM46 254H48L49 256L46 255ZM83 254H84V256H83ZM5 255H7V256H5ZM57 255H61L62 257L57 256ZM102 255H105V257H107L108 260H107V258H105ZM50 256H51V258H50ZM67 256H69V257L67 258ZM244 256H245L246 259H244ZM257 256H259V257H257ZM53 257H54V259L50 260ZM72 257H74V258H72ZM100 257H101V259H100ZM114 257H116V258H114ZM241 257L244 260H242V259L240 260ZM3 258H4V260H3ZM62 258H64V261L61 260ZM237 258L241 262L239 260H237ZM5 259H7V260H5ZM40 259H42V260H40ZM43 259H46V260H43ZM72 259H73V261H72ZM12 260L14 261V263H13ZM112 260H113V262H111ZM153 260H155V261H153ZM191 260H192V262H191ZM232 260H234V261H232ZM262 260L260 258L258 259L259 262L262 261ZM27 261H26V264H29ZM32 261H35V263L32 262ZM39 261L40 262L42 261V263H40ZM178 261H181V260L178 259ZM242 261H243V263H242ZM233 262H235V263H233ZM251 262L253 264H256L255 261H254V258H252ZM252 263H249V264H252Z\"/></svg>",
    "mask_w": 264,
    "mask_h": 264
},
{
    "label": "snow or ice",
    "instance_id": "snow-or-ice-1",
    "mask_svg": "<svg viewBox=\"0 0 264 264\" xmlns=\"http://www.w3.org/2000/svg\"><path fill=\"white\" fill-rule=\"evenodd\" d=\"M193 6L198 8L203 7V5H195V3H193ZM190 18L191 17H188V19ZM157 22L158 21H154L152 23ZM104 23H107V19H105ZM143 39L150 38H142V40ZM138 47L139 44L131 51H135ZM175 47L177 51L165 53L161 50L159 54L150 61L145 59L137 63L135 59H133V62L128 65L127 68L123 67L122 60H118L115 63L117 66H120L121 71L125 72L128 82L133 87L147 92L148 85L157 83L159 80L166 79L167 76L171 75L169 69H171L173 65L180 66L182 64V57L187 59L188 56H191L199 60L200 63L196 73L199 74L213 66L219 67L220 65L232 62L240 58L244 52L242 39H238L235 45L230 49L226 48L222 43L215 50L204 45L197 47L195 44L189 48L186 45L177 43ZM201 49L203 50L201 51ZM130 54L131 52L129 55ZM219 74V72L216 73V75ZM69 97L70 93L64 88V96L62 99H68ZM72 105H75L74 101H72ZM55 115L59 117L57 126H59L62 131H70V129L66 128L68 124V113L61 110L55 113ZM52 138H56L55 133H53ZM35 159L48 162L55 161L57 158L51 155H43L37 156ZM106 160L107 157H97L82 166L58 171V179L53 180L51 184L52 188L57 190L55 192L57 200L61 204H72L81 210L93 213L94 208L112 200L114 194L120 195L124 191H130L134 183L141 179L135 172L129 174L127 172V165L124 166L125 171L113 170L112 172H108L107 169L103 171L98 170V166H103ZM115 185L120 186V191H116L112 187ZM236 238L238 237H234L233 239ZM225 242L231 243L232 240H227Z\"/></svg>",
    "mask_w": 264,
    "mask_h": 264
}]
</instances>
